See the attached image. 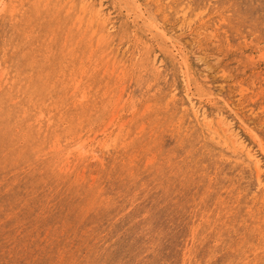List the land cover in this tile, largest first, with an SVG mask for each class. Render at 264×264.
Here are the masks:
<instances>
[{
	"label": "rangeland",
	"instance_id": "374dc122",
	"mask_svg": "<svg viewBox=\"0 0 264 264\" xmlns=\"http://www.w3.org/2000/svg\"><path fill=\"white\" fill-rule=\"evenodd\" d=\"M0 264H264V0H0Z\"/></svg>",
	"mask_w": 264,
	"mask_h": 264
},
{
	"label": "bare ground",
	"instance_id": "6f19581e",
	"mask_svg": "<svg viewBox=\"0 0 264 264\" xmlns=\"http://www.w3.org/2000/svg\"><path fill=\"white\" fill-rule=\"evenodd\" d=\"M85 2L87 3V2H89V0H85ZM138 4V3H137ZM118 5V4H117ZM137 8V7H136ZM139 10V9H138ZM139 12V11H138ZM102 10H98L97 11V13H96V17L97 18H99L100 16H102ZM129 17V16H128ZM165 34V33H164ZM168 43V42H167ZM182 61V60H181ZM249 158L250 159H253L254 158V156L253 155H251V154H249ZM255 163V162H254ZM258 168V167H257Z\"/></svg>",
	"mask_w": 264,
	"mask_h": 264
}]
</instances>
